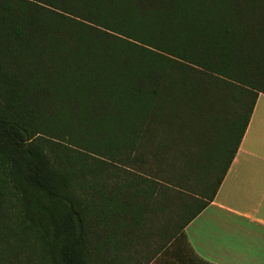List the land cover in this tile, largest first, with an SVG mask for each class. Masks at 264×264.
I'll use <instances>...</instances> for the list:
<instances>
[{"label": "trees", "instance_id": "1", "mask_svg": "<svg viewBox=\"0 0 264 264\" xmlns=\"http://www.w3.org/2000/svg\"><path fill=\"white\" fill-rule=\"evenodd\" d=\"M260 93L264 0H0V264H100L108 221L153 235L162 263L217 264L185 227Z\"/></svg>", "mask_w": 264, "mask_h": 264}, {"label": "crops", "instance_id": "2", "mask_svg": "<svg viewBox=\"0 0 264 264\" xmlns=\"http://www.w3.org/2000/svg\"><path fill=\"white\" fill-rule=\"evenodd\" d=\"M263 95L214 200L185 227L195 250L217 264H264V107L261 145L248 144Z\"/></svg>", "mask_w": 264, "mask_h": 264}, {"label": "rangeland", "instance_id": "3", "mask_svg": "<svg viewBox=\"0 0 264 264\" xmlns=\"http://www.w3.org/2000/svg\"><path fill=\"white\" fill-rule=\"evenodd\" d=\"M264 107V95L259 100L258 105V115L256 123L251 131V134L248 139V144L250 142L257 143L261 145V140L258 141V134L260 131V116L262 113ZM66 138L63 139L64 143L66 145H69L68 147L71 152L78 151L79 149L75 144H68V135H65ZM67 141V142H66ZM48 142L53 144H60L61 141L57 138H53L49 140ZM63 142V141H62ZM65 146V145H63ZM66 147V146H65ZM85 154H87V161L88 162H97V159L100 157L98 155H93L85 151ZM100 160V159H99ZM107 162V168L105 169V174H107L106 180L109 184H114L116 182H122V180L126 179V172L121 170V165H118V163L114 160H110L109 158L105 159ZM120 166V167H119ZM81 184H79L80 191L84 194L85 197L90 199V201L93 200L95 202L97 200V194L95 192V185L93 184V176L91 174H88L84 178H82V181H80ZM10 193V188L8 189ZM104 192L108 193L107 189H103ZM104 200V199H103ZM8 209L10 211H13L15 208L12 206V201H8ZM107 222V221H106ZM105 222V223H106ZM109 221L102 226V242L103 247L102 250L99 251L97 248H95L98 260L100 264H150L151 261L155 260L154 257H157L158 251H160L159 248L160 245L156 244V240L149 234V237L144 238L145 240H139L135 241V237L131 236L130 230H139V226H131V227H125L123 229H120L119 227H116L111 225V228H109ZM145 230H153V225L149 222L148 224H145ZM118 230V234H116V242L112 245L109 241V234L114 233V231ZM146 231V232H147ZM148 233V232H147ZM130 242V243H129ZM132 242V243H131ZM109 246L112 250H109ZM109 250V251H108ZM163 256H160L162 258Z\"/></svg>", "mask_w": 264, "mask_h": 264}]
</instances>
